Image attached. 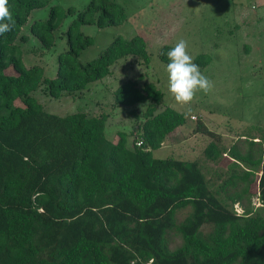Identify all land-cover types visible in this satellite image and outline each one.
<instances>
[{"label":"trees","instance_id":"16d2710c","mask_svg":"<svg viewBox=\"0 0 264 264\" xmlns=\"http://www.w3.org/2000/svg\"><path fill=\"white\" fill-rule=\"evenodd\" d=\"M50 1L9 0L15 28L0 36V264H264V217L250 200L256 182L264 207V146L255 158L229 149L232 163L215 183L196 161L154 158L152 151L186 119L171 107L155 113L163 93L142 75L113 94L115 104L133 107L138 130L131 146L121 132L114 142L106 138V114L45 111L34 93L79 97L117 61L133 58L148 66L150 60L136 35L117 37L93 60L79 62L93 43L82 25L125 21L123 8L110 0H90L78 13L52 4L44 20H32L23 32L31 11ZM75 14L62 32L67 48L57 55L55 75L27 66L20 44L35 38L40 53H51L56 31ZM172 47L157 51L165 66ZM210 60L204 53L193 58L200 69ZM140 105L145 109L138 115ZM196 131L218 138L201 122ZM203 154L216 162L226 151L211 141ZM186 207L189 213L177 222L176 211ZM169 232L181 238L173 250Z\"/></svg>","mask_w":264,"mask_h":264},{"label":"rangeland","instance_id":"374dc122","mask_svg":"<svg viewBox=\"0 0 264 264\" xmlns=\"http://www.w3.org/2000/svg\"><path fill=\"white\" fill-rule=\"evenodd\" d=\"M89 1L51 0L45 7L31 11L22 31L28 32L32 20H44L52 4L65 10L72 7L78 13ZM110 1L123 8L125 21L105 28L82 25L81 32L90 36L93 43L80 52L79 62L84 65L93 60L117 37L128 40L137 35L146 43L149 65L145 66L133 58L119 60L110 68L107 77L90 84L79 97L54 99L34 93L43 109L59 116L73 112H84L88 116L106 114V138L114 142L121 132L131 146L133 135L138 130L137 120L130 113L133 107L115 104L113 94L126 81L139 80L142 75L145 81L152 82L163 93L155 113L171 107L183 113L186 119L183 126L169 133L161 146L152 151L154 158L196 161L206 178L214 183L224 179L226 168L232 163V158L227 155L229 149L234 148L241 155L250 153L255 158L260 145L264 146V0ZM75 17L76 14L65 17L55 33V46L51 53H40L39 42L35 38L20 44L24 63L27 66L38 64L44 68L47 77H53L57 55L67 48L62 32ZM181 38L188 41V53L193 58L201 53L211 58L201 72L214 87L207 94L197 92L189 105L177 104L169 94L166 66L157 57L162 45L174 46ZM6 73H12V70L9 68ZM144 106H136V114L141 115ZM198 122L218 138L197 132ZM211 141L226 151L216 162L206 160L203 154ZM249 141L258 142L251 146ZM250 193L252 211L264 217V207L256 197V182L251 184ZM234 209L237 213L242 212L239 205L235 204ZM189 211V207L177 210L176 221L181 222ZM166 240L170 250L181 242L175 232H169Z\"/></svg>","mask_w":264,"mask_h":264},{"label":"clouds","instance_id":"9594fccd","mask_svg":"<svg viewBox=\"0 0 264 264\" xmlns=\"http://www.w3.org/2000/svg\"><path fill=\"white\" fill-rule=\"evenodd\" d=\"M8 4L9 0H0V36L15 28ZM166 55L169 61L166 65L168 92L177 104L189 105L197 92L207 94L212 91V81L202 74L199 65L188 53V41L179 39Z\"/></svg>","mask_w":264,"mask_h":264},{"label":"built area","instance_id":"2783aa9c","mask_svg":"<svg viewBox=\"0 0 264 264\" xmlns=\"http://www.w3.org/2000/svg\"><path fill=\"white\" fill-rule=\"evenodd\" d=\"M139 145V143H137V146Z\"/></svg>","mask_w":264,"mask_h":264}]
</instances>
